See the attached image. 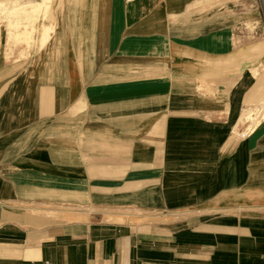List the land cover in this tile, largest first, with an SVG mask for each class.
<instances>
[{
	"label": "crops",
	"instance_id": "crops-1",
	"mask_svg": "<svg viewBox=\"0 0 264 264\" xmlns=\"http://www.w3.org/2000/svg\"><path fill=\"white\" fill-rule=\"evenodd\" d=\"M263 106L264 0H0V264H264Z\"/></svg>",
	"mask_w": 264,
	"mask_h": 264
},
{
	"label": "rangeland",
	"instance_id": "rangeland-1",
	"mask_svg": "<svg viewBox=\"0 0 264 264\" xmlns=\"http://www.w3.org/2000/svg\"><path fill=\"white\" fill-rule=\"evenodd\" d=\"M248 117L249 118H252V116H249L248 115ZM132 214H133V216H129V218H119L118 219V221H125V220H130V221H134V222H141V221H143V220H146L145 218H143V216H142V214L140 213V212H138V211H132L131 212ZM174 217L172 216V217H169V218H167L166 220H168V219H173Z\"/></svg>",
	"mask_w": 264,
	"mask_h": 264
},
{
	"label": "bare ground",
	"instance_id": "bare-ground-1",
	"mask_svg": "<svg viewBox=\"0 0 264 264\" xmlns=\"http://www.w3.org/2000/svg\"><path fill=\"white\" fill-rule=\"evenodd\" d=\"M40 7H41V5L39 6V8H40ZM263 107H264V106H263ZM252 110H253L252 108L248 109V111L244 113V116H246L247 118H249L248 115L251 116V114H252Z\"/></svg>",
	"mask_w": 264,
	"mask_h": 264
},
{
	"label": "built area",
	"instance_id": "built-area-1",
	"mask_svg": "<svg viewBox=\"0 0 264 264\" xmlns=\"http://www.w3.org/2000/svg\"><path fill=\"white\" fill-rule=\"evenodd\" d=\"M251 116H252V115H251ZM247 133H249V131L245 132V134H247ZM245 134H244V135H245Z\"/></svg>",
	"mask_w": 264,
	"mask_h": 264
}]
</instances>
